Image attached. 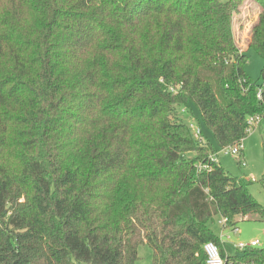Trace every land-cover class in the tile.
Returning <instances> with one entry per match:
<instances>
[{"label": "trees", "instance_id": "1", "mask_svg": "<svg viewBox=\"0 0 264 264\" xmlns=\"http://www.w3.org/2000/svg\"><path fill=\"white\" fill-rule=\"evenodd\" d=\"M244 2L0 0V264H136L145 243L153 264H206L211 242L264 264L212 230L264 206L182 117L194 105L221 149L264 118V67L248 76L234 35Z\"/></svg>", "mask_w": 264, "mask_h": 264}, {"label": "rangeland", "instance_id": "2", "mask_svg": "<svg viewBox=\"0 0 264 264\" xmlns=\"http://www.w3.org/2000/svg\"><path fill=\"white\" fill-rule=\"evenodd\" d=\"M226 2L227 0H221ZM261 6L254 0H245L241 13L235 18L234 35L242 51H246L248 62L245 70L249 77L258 81L264 67V59L260 57L254 49H249L248 42L251 36V29L257 23ZM182 117L186 123L195 126L200 122L203 130L201 141L212 144L218 156V163L225 168L232 176L241 178L248 184V189L253 197L264 206V118L261 126L258 125L243 141L246 166L239 163V157L221 153V148L217 145L213 132L206 127L201 119L199 110L191 105V109ZM204 139V140H203ZM220 218L211 225L212 230L233 249L239 243L249 244L258 241V249H264V221L258 220L255 216L245 219H238V233H234L231 228L223 229ZM139 258L136 264H153V251L148 244H142L138 248Z\"/></svg>", "mask_w": 264, "mask_h": 264}, {"label": "built area", "instance_id": "3", "mask_svg": "<svg viewBox=\"0 0 264 264\" xmlns=\"http://www.w3.org/2000/svg\"><path fill=\"white\" fill-rule=\"evenodd\" d=\"M258 98L259 99L261 98V93L260 92L258 94ZM262 119H263L262 116H253V117H250L248 119V125H249L248 132H249V134L259 125V123L262 121ZM191 128H192V130L194 132V137L196 139H198V140H201L202 139V131H201V129L199 127L194 126V125H191ZM242 143L243 142H241L239 144H236V145H233V146H228V147L222 148L221 149V153L230 154V155L239 157V159H238L239 163H241L245 167L246 166V161H245V159L243 157L244 147H243ZM217 156H218V154L214 155L211 158V160L217 162ZM201 168L205 169V170H209L210 169V167L206 166V165L202 166ZM219 222H220L222 228L224 229L227 226L228 220L224 219V218H221ZM232 231L234 233H238L239 229L238 228H234ZM258 246H259V242L258 241H252L249 244L239 243L236 246V248L240 249V250H243V249H246V248L258 247ZM204 250H205V253L207 255L206 264H233L232 262L228 263L227 260L222 257L218 246L216 244L212 243V242L206 244L205 247H204Z\"/></svg>", "mask_w": 264, "mask_h": 264}, {"label": "crops", "instance_id": "4", "mask_svg": "<svg viewBox=\"0 0 264 264\" xmlns=\"http://www.w3.org/2000/svg\"><path fill=\"white\" fill-rule=\"evenodd\" d=\"M260 11H261V9H260ZM259 125L261 126V122L259 123ZM243 157H244V159H245V154L243 153ZM246 160V159H245Z\"/></svg>", "mask_w": 264, "mask_h": 264}]
</instances>
